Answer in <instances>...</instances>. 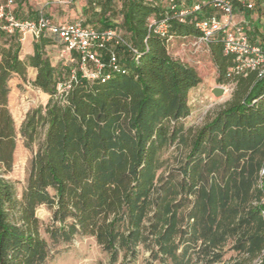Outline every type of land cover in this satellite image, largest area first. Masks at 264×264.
I'll use <instances>...</instances> for the list:
<instances>
[{"label":"trees","instance_id":"trees-1","mask_svg":"<svg viewBox=\"0 0 264 264\" xmlns=\"http://www.w3.org/2000/svg\"><path fill=\"white\" fill-rule=\"evenodd\" d=\"M118 1L119 20L102 19L100 28L120 31L137 53L116 47L125 72L109 71L105 81L79 72L68 90L59 91L70 67H55L46 54L57 38L40 35L33 52L21 57L18 35L0 31V264H47L51 244L77 235L93 237L114 262L120 253L123 259L135 255L143 234L158 235V252L171 264L188 262L187 250L176 254L175 236L182 245L189 241L184 237L202 238L207 247L218 246L226 234H245L241 240L262 253L264 264V78L255 71L228 75L231 58L220 42H209L216 80L232 86V95L202 125L184 127L189 92L201 78L169 54L167 43L172 37L198 39L195 23L210 7L206 0H185L187 8L200 9L180 18L160 0ZM152 19L166 22V36L153 31ZM30 68L31 85L49 97L19 128L32 156L18 194L7 178L16 137L8 81L13 75L26 81ZM171 146L183 151L176 187L168 178L159 180L161 156ZM204 174L209 181L201 182ZM190 194L192 207L181 216ZM41 206L50 213L45 224L37 216Z\"/></svg>","mask_w":264,"mask_h":264},{"label":"rangeland","instance_id":"rangeland-1","mask_svg":"<svg viewBox=\"0 0 264 264\" xmlns=\"http://www.w3.org/2000/svg\"><path fill=\"white\" fill-rule=\"evenodd\" d=\"M42 12H50V18L61 22L81 21L88 23L95 28H100L101 20L106 19L110 23L119 20L118 9L120 2L111 0L107 4L105 0H39ZM161 5L166 7L165 0H160ZM249 3L253 0H244ZM45 4V5H42ZM256 4V3H255ZM254 9L264 16V0L260 5H255ZM104 10L106 12H104ZM36 40L33 38L32 43ZM61 45L52 42L46 48V54L51 63L59 68L64 66L63 58L60 56ZM167 49L171 56L192 66L201 78V82L189 92L190 114L182 120L184 127H198L220 109L231 97L233 87L217 82L216 68L213 64L208 46L199 42L194 37H172L167 43ZM30 72V71H29ZM32 75L28 73L27 80L22 81L17 75H13L8 81V109L13 119L16 132L15 149L13 152L12 169L7 178L15 185L16 191L20 194L28 172L29 160L32 151L24 146L23 138L19 134V128L27 113L44 105L48 95L31 85ZM222 85L226 90L223 94L214 95L212 90ZM182 149L171 146L165 151L161 158L164 160L163 167L159 170L160 181L168 178L170 184L179 186L181 171L179 166L182 164ZM260 175L263 174L261 170ZM209 181L210 175L204 174ZM219 178V175H218ZM259 183V180H258ZM180 198V195L177 197ZM194 195L190 194L187 201L180 208V215L186 214L192 207ZM264 200V196L261 201ZM256 200L252 199V205H256ZM152 211V210H151ZM149 210L144 226L149 225V217L152 212ZM37 216L45 224L48 222L50 213L44 206L37 209ZM189 219V223H191ZM183 224V222H182ZM42 236L48 240L46 234L41 230ZM145 240L136 245L135 255H130L123 259L120 253L118 259L111 261L110 255L104 251L91 236L77 235L70 242L58 243L50 246V257L47 264H157L163 259L158 252V247L154 240L158 236L153 234H143ZM142 235V236H143ZM245 234H226L225 239L218 246H207L202 238L191 241L184 237L188 243L182 245L178 236L174 237L177 243L176 254L181 255V250H187V264H262V253L257 255L253 252L248 241L241 240ZM49 241V240H48ZM239 244L237 245V243ZM264 250V249H263ZM171 264L168 257H162ZM162 263V262H161Z\"/></svg>","mask_w":264,"mask_h":264},{"label":"built area","instance_id":"built-area-1","mask_svg":"<svg viewBox=\"0 0 264 264\" xmlns=\"http://www.w3.org/2000/svg\"><path fill=\"white\" fill-rule=\"evenodd\" d=\"M166 1L169 9L174 11L173 14L180 18L200 9L198 4L191 8L177 9L179 0ZM13 3L14 0H5L0 4V31L7 35L17 34L20 42L25 36L38 38L43 34L57 38L61 45L60 56L64 66L70 67L67 80L58 84L59 91L68 90L76 82L79 72L81 77L100 78L101 81L109 79V71L124 73L114 50L116 47L125 48L133 55L137 53L115 28H95L81 21L54 22L43 14L36 19H20L10 9ZM203 4L220 12V16L203 17L196 21L195 27L199 32L197 40L206 45L209 42H220L223 54L229 56L232 61L228 75L255 71L257 78H264V45L251 42L244 26L234 21L232 1L206 0ZM151 26L160 36H166L168 33L164 20L156 22L152 19Z\"/></svg>","mask_w":264,"mask_h":264},{"label":"crops","instance_id":"crops-1","mask_svg":"<svg viewBox=\"0 0 264 264\" xmlns=\"http://www.w3.org/2000/svg\"><path fill=\"white\" fill-rule=\"evenodd\" d=\"M231 1L233 5L234 21L237 24H242L244 26L251 42H259L264 45V16L261 13L257 12L256 9H254L255 3H257V1L253 0L249 3H246L244 0H238L242 4H245L246 7L250 5V7H247L251 10L249 14L244 12L234 0ZM4 2L5 0H0V4ZM40 3L41 2L39 0H14V3L13 5H11L10 9L12 10L13 14L20 19H36L41 14L50 18V12L43 13L41 7H38ZM179 3L181 7H187L185 6V0H179ZM205 14V17L220 16V12L211 8ZM50 19L54 22H61L56 21L53 18ZM83 23L88 24L85 22ZM32 41V36H25V38L21 41V57H24L25 55L31 54L33 52ZM28 73H31L33 79L35 76V70L30 68L28 70Z\"/></svg>","mask_w":264,"mask_h":264},{"label":"water","instance_id":"water-1","mask_svg":"<svg viewBox=\"0 0 264 264\" xmlns=\"http://www.w3.org/2000/svg\"><path fill=\"white\" fill-rule=\"evenodd\" d=\"M225 91L224 87L222 85L216 86L212 92L214 95H219V94H223V92Z\"/></svg>","mask_w":264,"mask_h":264}]
</instances>
